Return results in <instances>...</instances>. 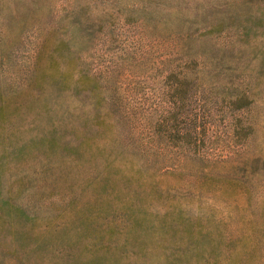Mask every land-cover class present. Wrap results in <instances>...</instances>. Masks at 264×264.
Instances as JSON below:
<instances>
[{"label":"rangeland","instance_id":"1","mask_svg":"<svg viewBox=\"0 0 264 264\" xmlns=\"http://www.w3.org/2000/svg\"><path fill=\"white\" fill-rule=\"evenodd\" d=\"M0 264H264V0H0Z\"/></svg>","mask_w":264,"mask_h":264}]
</instances>
